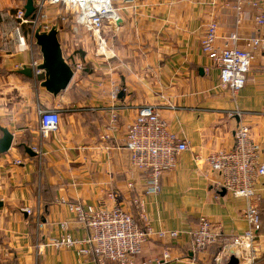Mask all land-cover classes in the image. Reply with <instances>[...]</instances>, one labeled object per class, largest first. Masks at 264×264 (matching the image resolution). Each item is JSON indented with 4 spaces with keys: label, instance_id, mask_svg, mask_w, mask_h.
<instances>
[{
    "label": "crops",
    "instance_id": "obj_1",
    "mask_svg": "<svg viewBox=\"0 0 264 264\" xmlns=\"http://www.w3.org/2000/svg\"><path fill=\"white\" fill-rule=\"evenodd\" d=\"M235 1L122 0L116 5L118 23L103 32L114 54L110 59L90 51L78 26L61 23V29L57 22L65 60L82 70L52 96L41 87L42 72L34 70L42 63L32 37L38 25L29 19L20 23L18 1L0 0V129L13 135L11 149L0 154V264H98L79 253L90 232L68 211V203L95 210L117 204L135 219L142 210L153 234L131 264H155L164 254L162 264H217L224 239L246 228V201L226 191L222 195L215 187L218 175L195 156L232 147L238 118L229 115L239 111L264 163V47L254 51L246 85L235 95L220 86L219 70L200 51L210 21L218 27V46L244 48L247 39L264 36V26L255 22L258 11L248 4L236 23ZM259 1L264 14V0ZM23 27L29 32H20ZM232 34L237 41L229 40ZM22 68H31L32 77L20 74ZM145 105L158 108L169 130L188 146L163 173L156 195L144 194L145 174L131 167L125 149L127 127ZM39 109L59 112L56 132L41 136ZM255 193L264 251V177ZM201 217L218 223L223 238L194 253L189 233ZM165 231L178 236L156 235ZM63 235L79 244L50 245Z\"/></svg>",
    "mask_w": 264,
    "mask_h": 264
},
{
    "label": "built area",
    "instance_id": "obj_2",
    "mask_svg": "<svg viewBox=\"0 0 264 264\" xmlns=\"http://www.w3.org/2000/svg\"><path fill=\"white\" fill-rule=\"evenodd\" d=\"M121 1L33 0L35 18L31 22L34 26L37 24L39 15L46 6L62 7L90 34L97 48L95 53L110 59L114 54L109 50L103 32L105 26H116L118 23L119 10L116 5ZM246 4L258 11L255 22L259 28L263 27L264 14L260 11L259 0H236L231 5V9L238 15L236 23H240L242 8ZM16 18L21 24L28 22L24 17V10L18 11ZM41 26L42 31L50 29L47 25ZM217 29L214 21L206 24L200 41V51L212 66L219 70L220 86L235 95L246 85L254 51L264 47V36L257 35L247 39L244 48L229 46L228 43L218 46ZM229 40L234 42L238 37L232 34ZM72 69L74 72L80 71L82 65L76 64ZM37 115L41 136L59 129L61 120L59 112L39 109ZM229 116L238 118L232 133V147L228 150L214 151L205 157L196 155L195 161L207 165L218 175L215 182L217 189L246 201L242 213L246 228L241 234L224 239L225 243L220 253L224 254L226 260L234 256L238 264H264V251L258 243L262 223L255 193L258 179L264 177V163L261 161L258 147L251 140L249 126L240 121L241 113L236 111ZM125 149L131 167L145 174L144 194L156 195L161 188L163 173L173 169L177 157L186 151L188 146L169 130L158 108L145 105L139 108L134 120L127 127ZM33 151L36 152V149ZM108 198L113 200L112 193H108ZM135 203L139 206L137 201ZM67 207L76 221L86 226L90 232L79 253L83 256H92L98 264H131V258L141 253L144 243L153 234L142 210L138 219H135L131 212L117 204L102 210H95L92 206H83L80 203H68ZM24 212L27 215L31 214L28 209ZM156 235L159 238H176L178 232L165 231ZM189 235L194 253L206 251L223 238L219 224L205 217L199 218L196 228ZM77 244L79 242L69 235H63L50 243L55 248L67 249L74 248ZM219 254L217 260H220ZM167 258V254H164L162 260L156 261L155 264H162Z\"/></svg>",
    "mask_w": 264,
    "mask_h": 264
},
{
    "label": "water",
    "instance_id": "obj_3",
    "mask_svg": "<svg viewBox=\"0 0 264 264\" xmlns=\"http://www.w3.org/2000/svg\"><path fill=\"white\" fill-rule=\"evenodd\" d=\"M24 17L29 20L35 18V7L33 0H25ZM58 25L54 24L48 31H42L39 25L34 32V40L36 46L39 47V52L42 57V63L34 68L36 71H41L44 75V80L41 82L43 87L52 96H57L65 91L70 84L74 71L65 60L61 45L58 41ZM20 74L31 78L33 70L31 68H22ZM0 137V154L7 153L13 145V135L7 129L1 128ZM25 153L29 157H35V154L29 147L22 146ZM222 190L221 194L224 195ZM226 264H238V260L231 256Z\"/></svg>",
    "mask_w": 264,
    "mask_h": 264
},
{
    "label": "rangeland",
    "instance_id": "obj_4",
    "mask_svg": "<svg viewBox=\"0 0 264 264\" xmlns=\"http://www.w3.org/2000/svg\"><path fill=\"white\" fill-rule=\"evenodd\" d=\"M16 1H18L17 3L20 4V8L23 9L24 5H25V0H16ZM57 22L59 23V27H60L61 23L63 25H65V27L66 26L69 27L72 25L78 26L79 31L84 32V35L86 36V38L89 42L90 51L95 53L97 48L94 45V42L92 41L90 34L86 30L81 28V26L76 23L75 17L72 14H70L69 12H66L65 9H63L62 7L46 6L45 8H43V11L39 15L37 25L39 26L40 24L41 25L45 24V25L51 27L52 25L56 24ZM25 25L29 26V24H25ZM33 28L35 29V27H32V34L31 35H33V32H34ZM60 28L62 29V27H60ZM29 29H30L29 27H27V29H24V27H23L22 29H20V32L25 34L27 32V30L29 32ZM105 37H106V34H105ZM31 40H33V39H31ZM226 250H229V249L226 248ZM219 256H220V260H218L217 264H226L228 262L229 259L226 260L224 257V254H222V252L219 254Z\"/></svg>",
    "mask_w": 264,
    "mask_h": 264
}]
</instances>
